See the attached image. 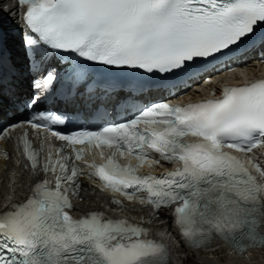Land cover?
Returning <instances> with one entry per match:
<instances>
[{"label":"snow or ice","instance_id":"6c2138e0","mask_svg":"<svg viewBox=\"0 0 264 264\" xmlns=\"http://www.w3.org/2000/svg\"><path fill=\"white\" fill-rule=\"evenodd\" d=\"M17 7L23 8L21 43L35 91L24 104L29 115L0 128V140L22 130L26 167L52 179L36 182L26 199L0 211V264H168L165 246L142 224L102 211L73 217L82 179L111 194L112 204L123 197L149 207L153 218L170 209L193 249L206 248L213 236L237 253L264 246L258 231L264 167L253 151L264 150V79L226 84L219 96L213 91L187 104L128 105L130 118L69 131L53 129L65 123L62 116L36 109L41 94L50 95L62 79L73 96L81 87L89 96L142 93L148 85L141 77L158 78L161 86L183 76L199 79L207 65L242 44L264 46V31L257 35L264 30V0H17ZM3 62L0 29V67ZM103 72L130 79L115 81ZM4 100L0 87V108ZM30 131L61 142L42 167ZM94 149L100 163L85 155ZM125 158L135 162L122 165ZM162 161L174 167L140 171Z\"/></svg>","mask_w":264,"mask_h":264},{"label":"bare ground","instance_id":"6f19581e","mask_svg":"<svg viewBox=\"0 0 264 264\" xmlns=\"http://www.w3.org/2000/svg\"><path fill=\"white\" fill-rule=\"evenodd\" d=\"M5 5L8 6V9L4 7ZM9 5L10 0H0V23H5L4 28L7 29L4 42L9 48L13 65V69L6 76L3 84L0 85L5 94L4 105L0 108V119H11L14 111L10 109L9 104L13 102L12 98L17 101L21 95L28 94L30 80V76L26 72V65H24L26 63L22 59L23 54L20 50L19 38L10 31L13 16L12 14L8 15L12 9H9ZM262 71H264V64L261 63L248 67L250 74ZM203 85L207 87L212 83H204ZM7 111H10L12 115H5ZM5 147L10 151L8 144H5ZM10 158L4 161L0 167V208L2 209L9 203L21 200L28 190V183L40 174L39 171L35 174L29 172L17 157ZM120 201V205L111 204L105 192L97 190L90 184L83 183L74 204L80 210L99 209L111 214H123L126 217H139L138 215L141 213L143 218L149 217L150 226L153 229L168 228V232L164 234L172 254L168 264H176L178 260L182 264H264V246L250 247L243 253H237L227 249L219 242L211 241L206 248L193 249L178 239H174L166 211L158 212L159 217L153 218V216L148 215L144 208H140L135 203ZM259 226L260 230L264 232V220L260 222Z\"/></svg>","mask_w":264,"mask_h":264},{"label":"rangeland","instance_id":"374dc122","mask_svg":"<svg viewBox=\"0 0 264 264\" xmlns=\"http://www.w3.org/2000/svg\"><path fill=\"white\" fill-rule=\"evenodd\" d=\"M181 262H180V260H178L177 262H176V264H180ZM182 264V263H181Z\"/></svg>","mask_w":264,"mask_h":264}]
</instances>
